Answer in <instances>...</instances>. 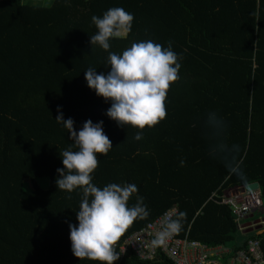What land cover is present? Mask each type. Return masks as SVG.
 I'll list each match as a JSON object with an SVG mask.
<instances>
[{
  "label": "trees",
  "instance_id": "16d2710c",
  "mask_svg": "<svg viewBox=\"0 0 264 264\" xmlns=\"http://www.w3.org/2000/svg\"><path fill=\"white\" fill-rule=\"evenodd\" d=\"M109 7L133 15L131 31L110 39L109 51L151 39L162 47L170 41L182 55L166 115L140 140L134 127H118L105 115L110 102L84 80L90 66L108 70L107 52L91 49L89 35L96 31L91 16ZM57 106L74 130L88 119L103 121L112 148L97 154L92 182L133 183L137 193L128 203L138 194L149 210L122 234L117 252L127 236L173 206L185 214L179 236L244 246L253 231L242 238L231 207L210 196L258 181L264 204V0H1L0 264H98L70 251L68 223H77L80 196L54 183L63 167L59 152L72 143L54 120ZM233 159L240 176L228 170ZM259 231L264 259V225ZM123 260L168 263L130 251Z\"/></svg>",
  "mask_w": 264,
  "mask_h": 264
},
{
  "label": "clouds",
  "instance_id": "9594fccd",
  "mask_svg": "<svg viewBox=\"0 0 264 264\" xmlns=\"http://www.w3.org/2000/svg\"><path fill=\"white\" fill-rule=\"evenodd\" d=\"M90 19L96 31L89 35V44L91 49L95 45L107 52L108 70L97 73L96 68L88 67L83 71L86 86L110 102L105 115L118 127H134L133 139L140 140L146 126L153 127L166 115L164 100L170 84L179 78L182 55L172 50L170 41L162 47L151 39L133 41L119 54L109 51L110 39L126 37L131 31L133 15L122 7H109ZM54 120L67 130L68 140L72 142L59 152L63 167L55 170L58 174L55 186L69 194L75 190L80 196L78 209L74 211L77 223H68L70 251L79 259L113 264L120 256L115 249L116 242L133 221L146 219L149 210L138 194L134 203H128L137 193L133 183H107L98 187L92 182L97 154L106 155L112 148L103 131V121L93 123L88 119L74 130L72 118L64 119L60 106ZM239 163L234 159L229 161V172L240 176ZM184 215L178 211L173 218L166 216L151 244L162 245L177 234Z\"/></svg>",
  "mask_w": 264,
  "mask_h": 264
},
{
  "label": "built area",
  "instance_id": "2783aa9c",
  "mask_svg": "<svg viewBox=\"0 0 264 264\" xmlns=\"http://www.w3.org/2000/svg\"><path fill=\"white\" fill-rule=\"evenodd\" d=\"M210 197L231 207L235 221L243 232L248 233L247 229L259 231L264 225L262 216L250 219L255 212H264L260 187L255 189H247L246 185L231 187L220 194L213 192ZM176 213L177 208L173 206L127 236L119 245L120 256L116 264H130L123 260L128 251L143 261L154 260L162 255L168 261L167 264H264L260 241L252 236L246 238L241 249L225 245H207L187 235L179 236L178 233L167 238L162 245L153 246L151 240L162 228L165 217L173 218Z\"/></svg>",
  "mask_w": 264,
  "mask_h": 264
},
{
  "label": "rangeland",
  "instance_id": "374dc122",
  "mask_svg": "<svg viewBox=\"0 0 264 264\" xmlns=\"http://www.w3.org/2000/svg\"><path fill=\"white\" fill-rule=\"evenodd\" d=\"M42 178L46 179L47 182H49L48 177H42ZM39 180H42V182H43V179H41V177L39 178ZM27 184H28V186H27ZM46 184H47V183H46ZM25 186H26L27 188H31V187H32V186H31V183H30L29 180H28V182H26V185H25ZM260 216L264 217V212L257 211V212L254 213V216L251 217L250 219H257V218H259ZM258 232H260V231H258ZM243 233H244V232H243ZM241 236H242V238H245V237H247V234L244 233V234H242Z\"/></svg>",
  "mask_w": 264,
  "mask_h": 264
},
{
  "label": "crops",
  "instance_id": "0c3cea01",
  "mask_svg": "<svg viewBox=\"0 0 264 264\" xmlns=\"http://www.w3.org/2000/svg\"><path fill=\"white\" fill-rule=\"evenodd\" d=\"M186 235L189 237L188 234H186ZM186 235H185V236H186ZM189 238H190V237H189ZM191 239H193V238H191ZM195 240H197V239H195ZM199 241H200V240H199ZM214 245H225V246H227V247L234 248V249H237L238 246H240V245L237 244V242H236V243H218V244H214ZM241 246H242V243H241Z\"/></svg>",
  "mask_w": 264,
  "mask_h": 264
},
{
  "label": "water",
  "instance_id": "95a60500",
  "mask_svg": "<svg viewBox=\"0 0 264 264\" xmlns=\"http://www.w3.org/2000/svg\"><path fill=\"white\" fill-rule=\"evenodd\" d=\"M259 187V183H258V181H253V182H251V183H249V184H247L246 185V188L247 189H255V188H258ZM252 229H247V232L248 231H251Z\"/></svg>",
  "mask_w": 264,
  "mask_h": 264
},
{
  "label": "bare ground",
  "instance_id": "6f19581e",
  "mask_svg": "<svg viewBox=\"0 0 264 264\" xmlns=\"http://www.w3.org/2000/svg\"><path fill=\"white\" fill-rule=\"evenodd\" d=\"M250 236H252V237H256V238H258L259 241H260V238H259V235H258V231L253 232ZM242 247H243V246H242ZM242 247L237 248V249H241Z\"/></svg>",
  "mask_w": 264,
  "mask_h": 264
}]
</instances>
